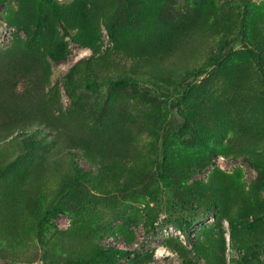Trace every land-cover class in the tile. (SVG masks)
Listing matches in <instances>:
<instances>
[{
	"label": "rangeland",
	"instance_id": "rangeland-1",
	"mask_svg": "<svg viewBox=\"0 0 264 264\" xmlns=\"http://www.w3.org/2000/svg\"><path fill=\"white\" fill-rule=\"evenodd\" d=\"M19 1H0V50L12 46L18 38L26 41L29 35L24 26L41 51L46 49L45 44H50L48 40L65 42V59L47 57L49 87L57 85L63 112L69 115L79 110L86 121L127 110L133 131L138 130L136 141L141 155L132 164V170L125 169L117 180L104 179L93 184L81 180V186L71 190L68 184L75 178L69 161L59 159L61 169L53 162L62 154L57 149L56 134L36 127L28 131L42 143L35 148V164L49 165L40 175L34 170L23 173L20 166L9 168L8 164L20 156L24 147L17 139L0 138V143H6L0 144L3 171L0 173V264H8L9 260L16 264H70L69 260L76 258H83L84 262L97 245L128 251V255L113 264H189L188 260L215 264L214 253L219 264H235L245 249L233 248V233L223 217V209L205 200L213 176L222 181L225 176H234L249 198L254 193L264 196V186L259 183L264 184V175L259 179L245 155H237L239 144L234 139L251 127L264 133V78L240 41L243 30L247 43L261 53L264 62V0H54L66 8L91 3L103 8L102 15L97 11L92 13V18L97 20L86 34L75 20H67L74 13L40 22L39 9L37 14L34 5L22 10ZM117 8L120 19L116 18ZM135 9L143 10L140 13L145 20L139 27L150 20L140 34L127 28ZM32 12L33 17L29 15ZM106 23H115V28L125 32L123 36L116 29L120 40L117 44L109 35ZM172 30H177L180 42L187 40L188 51L178 48L175 52L178 62L156 72L157 77L141 79V88L102 83L98 89L91 90L82 84L72 98L67 93L66 74L80 60L92 56L93 67L100 77L126 76L135 61L126 59V50L121 48L136 39H146L153 31ZM231 37L232 43L224 44ZM105 51L106 58L98 66L95 58ZM83 66V63L78 65L73 78L82 75ZM186 73L190 76L182 82ZM152 78L160 84L169 80V98L162 93L165 89L154 87ZM184 90H188L186 100L181 99ZM152 110L166 114L177 123L183 119L180 110H186L197 120V133L184 138L196 150L193 147L191 154L180 150L174 154L170 167L176 183L173 187L160 184L156 189L151 177L154 168L148 151L154 141ZM215 125L228 130L223 139L225 150L218 149L207 165L200 168V157L205 152L197 138L213 144L217 135L209 136L215 132ZM174 143L181 148V141ZM73 152L81 168L95 170L83 150ZM85 194L92 197L87 199ZM250 200L252 205H257L254 198ZM54 207L58 211L53 215ZM42 215L43 227L39 231L37 223ZM234 231L238 242L248 243L252 238L264 241V226H257L253 233L245 232L241 226ZM259 259L264 264V254Z\"/></svg>",
	"mask_w": 264,
	"mask_h": 264
},
{
	"label": "trees",
	"instance_id": "trees-1",
	"mask_svg": "<svg viewBox=\"0 0 264 264\" xmlns=\"http://www.w3.org/2000/svg\"><path fill=\"white\" fill-rule=\"evenodd\" d=\"M243 1L246 2L247 0ZM32 5L36 7V14L37 8L39 9L40 16L38 20L40 22L47 18L57 20L63 13H74L67 20H75L81 26L83 34L92 30V24L97 20V17L92 18V13L97 11L101 14L103 10V8L95 6L94 3L78 8H66L60 6L54 0L19 1V6L22 10L30 9ZM140 12H143V10H136L130 18L133 20V23L130 20L127 24L130 32L139 33L150 23V20H146L143 26L139 27V24L145 20ZM119 13L121 14L120 9L117 8V19H120ZM29 15L33 17L34 13L32 12ZM241 21L244 24V20ZM243 27L242 25L241 29ZM106 28L115 44L120 41L115 34L117 32L116 29L120 30L125 36V32L120 27L115 28V23H106ZM24 29L29 35L26 41L18 38L12 46L0 50V138L10 137V140L14 141L17 139L18 142H22L24 147L20 156L8 164L9 168L13 165L20 166L24 171L23 173L34 170V173H37L36 175H40L41 172L49 169L48 164H35L37 163L35 158L37 151L35 148L42 143L41 139L28 134V131L32 127H36L38 130L43 128L50 133L56 134L57 149L62 154H59L58 158L53 162L61 169L63 165H58V160L69 161V167L72 168L73 172L72 178H75L71 184H68L71 190L81 186V180H86L88 184H93L95 181L102 182L104 179L108 181L110 179L117 180L125 169L132 170V164L140 158L141 154H139L140 148L136 141L138 139L136 136L138 130L136 132L133 131V122L129 120L128 111L123 110L117 112L114 116H106L104 118L102 115L98 120L90 119L86 121L85 117L79 113V110L69 115L64 113L58 97L57 85L49 87L50 66L47 57L53 60L65 59L67 44L63 41L51 42L48 40L47 43L50 44H45L46 49L41 51L39 46L33 44V39L28 33L26 26H24ZM150 29L151 27H149ZM177 36V30L155 33L153 31L146 39L142 41L136 39L134 42L122 47L121 49L126 50L125 58L135 61V64L131 66V72H127L126 76L115 74L100 77V72L93 67L92 56L80 60L66 74L64 84L67 93L72 98L77 87L82 84L91 90L98 89L102 83L119 88L127 86L134 89L141 88V79H147V76L157 77L155 75L156 72L165 71L170 63V66H173L178 62V54H175L178 48L188 51L189 44L187 40L180 42ZM240 38L242 46L250 57L254 59L255 65L264 78V62L261 53L247 43L243 30L240 33ZM233 39L231 37L225 40L224 44L232 43ZM119 47L117 46V49ZM106 53L108 52L105 51L95 58L98 66L101 63L100 60L106 58ZM80 63L84 64L81 69L82 75L73 78V75H75L74 71ZM194 74L198 73L195 72ZM189 76L190 73H186V76H183L181 81H186ZM152 79L154 87L165 89L162 93L167 94L166 99L169 98L171 96L169 80L164 84H160L154 78ZM173 83L176 87L179 86V82L174 81ZM187 85L189 87L190 83ZM187 93L188 90H184L181 99L186 100ZM190 94L191 91L189 90ZM178 102H180V99ZM180 104H177L178 107ZM158 109L160 108L158 107ZM152 113L154 121L151 131L154 135V141L153 146L148 151L150 162H152L154 168L153 176L151 177L155 186L157 185L156 189H158L160 184L165 187H173L176 183L170 172V167L174 154L179 150L191 154L193 147L196 150L194 144H189L188 140L184 138L187 134L197 133V120L190 111L186 110H180L183 118L181 123L168 119L166 114L160 113L158 110L157 112L152 110ZM215 127V132L209 136L210 138L217 135L213 139H216L213 144L203 141L202 137L200 139L197 138L202 144V151L205 152L200 157V168L207 165L210 156L218 149L225 150L226 146L223 144V139L227 137L228 130L225 127L221 128L216 125ZM32 131L35 132L36 130ZM234 139H237L236 141L239 144L237 155H245L244 158L257 171L260 179L264 175V133L251 127ZM175 141H181V148L176 146ZM232 143L229 145H232ZM0 144L6 145L3 142ZM75 149L83 150L84 156L94 164L95 170H85L77 164L73 152ZM226 152L229 153L228 150ZM0 173H3L1 169ZM225 177L223 181L218 180L216 176L211 177L209 183L211 188L205 201L212 206H221L223 217L228 220L231 233H233L231 245L233 248L239 246L245 249L242 256L235 260V264H261L259 256L264 254V241L252 238L248 243L238 242L234 235V229L241 226V229L245 232L253 233L257 226H264V210H260L264 207V196H256L254 193L253 197L249 198L244 194L242 187L238 186L234 176L233 178L230 176ZM259 183L264 186L262 182ZM85 195L87 199L92 197V195ZM253 198L256 200L257 205H252L250 199ZM260 205L263 206L260 207ZM57 211V207H54L52 214L54 215ZM43 221L44 215L38 219L37 228L39 231L42 230ZM39 231L38 233H40ZM125 255H128V251L122 248L97 245L84 262H82L83 258H76L69 260V263L90 264L101 261L106 264H113ZM212 260L215 264H219L216 253L212 255ZM9 261L8 264H16L12 260ZM187 263L196 264V262L191 260H188Z\"/></svg>",
	"mask_w": 264,
	"mask_h": 264
}]
</instances>
